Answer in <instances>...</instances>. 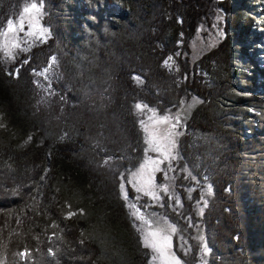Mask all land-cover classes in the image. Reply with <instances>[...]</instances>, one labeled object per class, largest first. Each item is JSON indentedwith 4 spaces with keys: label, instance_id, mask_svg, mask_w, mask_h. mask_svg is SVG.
I'll return each instance as SVG.
<instances>
[{
    "label": "trees",
    "instance_id": "trees-1",
    "mask_svg": "<svg viewBox=\"0 0 264 264\" xmlns=\"http://www.w3.org/2000/svg\"><path fill=\"white\" fill-rule=\"evenodd\" d=\"M11 2L0 17L1 26L16 19L25 4ZM36 2L45 4L47 37L11 57L0 48V264H124L128 259L116 181L107 178L97 191L91 187L99 176L83 157L91 143L90 128L80 127L66 139L55 128L45 131L31 111L28 85L21 83L31 65L42 67L61 51L68 57L59 65L61 85L78 89L81 101L90 102L108 89L115 100L140 101L176 123L172 156L156 176L161 196L151 208L179 225V255L201 264H258L264 239L254 225L251 233L243 224L251 223L250 212L257 220L253 224L264 227V190L253 195V208L241 205L251 204L246 194L252 183L264 184V123L261 131L257 119L248 125V110H258L256 96L261 95L242 85L235 69L237 52L253 64V58H246L248 30H243L241 11L248 0ZM168 13L172 16L166 19ZM181 32L183 44L178 46ZM198 33L208 45L195 57L190 42ZM168 54L179 62L180 80L172 88L168 81L154 88V74L144 63L158 65ZM202 61L213 66L214 79L208 81L200 71ZM252 70L262 71L264 65ZM239 87L249 93L243 95ZM245 128L253 130L252 138H245ZM74 194L84 212L66 217L67 198ZM95 195L106 206L89 213ZM194 229H205L207 246L194 239Z\"/></svg>",
    "mask_w": 264,
    "mask_h": 264
},
{
    "label": "rangeland",
    "instance_id": "rangeland-1",
    "mask_svg": "<svg viewBox=\"0 0 264 264\" xmlns=\"http://www.w3.org/2000/svg\"><path fill=\"white\" fill-rule=\"evenodd\" d=\"M11 1L0 0V17L6 14ZM15 1L11 2V5ZM24 3L16 19H10L5 26L0 25V48L6 56L11 57L20 47L31 41L44 40L48 35L47 28L42 24L45 4L36 2V0H24ZM238 7L240 6L237 5L235 8ZM241 11L246 18L243 30H248V37L244 43V48L248 50L246 58H253V64L250 65L237 52L235 53V69L242 85L255 87L258 95H261L256 96L259 112L258 110L253 112V106H250L248 110V113L252 115V117L249 116L248 125L252 127L257 122V129L261 131L264 123V70L257 72L252 69L264 65V0H248L246 10ZM171 16V13L166 14V19ZM183 36L181 32V38L177 40L176 45L183 44ZM207 45V41H204L199 33L190 42L195 57H199L198 53L203 52ZM61 52L53 53L42 67L31 65L30 72L28 69L22 73L21 83L28 85L30 98L33 101L31 111L36 118L42 121L45 131L47 129L48 132L49 129L55 128L56 131H60V138L66 139L74 137L70 134L75 135L74 132L77 129L80 131V127L90 128L91 143L83 157L99 176L92 181L93 189L95 188L96 191L99 188L102 189L104 187L102 182L105 183L107 178L116 181L115 194L122 207L118 212L124 214L127 229L125 238L129 244V251L125 247L128 259L124 261V264H201L193 263L192 257H189L187 261L179 255L176 248V239L182 234L179 225L172 222L166 215H159V211L155 208H153L155 210L151 208L162 192V187L157 192L158 170L162 163L171 158L174 149L176 123L173 118L160 115L157 111H149L141 105L140 101L115 100L108 89L94 96L90 102L81 101L78 89L74 91L69 86L61 85L59 65L62 60L68 58L65 52ZM202 62L200 71L205 74L208 81L214 79L215 74L210 71L213 66ZM144 66L149 73L154 74L151 80L154 88L164 85L167 81L172 88L180 80L179 62L172 54H168L158 65L148 61L144 63ZM201 66L205 68V72ZM237 90L243 95L249 93L240 87ZM87 100L89 101V97ZM253 114L258 116L254 119ZM3 121L0 113V127H3ZM243 131L247 138L251 136L253 130L249 132L248 128H245ZM258 143L259 141L256 144ZM129 186L132 187V194L128 189ZM263 186L262 180L256 182L255 186L252 183L251 190H248L246 194V197L251 199L252 206L243 203L241 207L253 208V195L256 197L257 191L262 192ZM253 188H255V193ZM128 195L133 198L132 201H129ZM95 197L97 201L94 197L90 198L92 203L89 208L93 211L90 210L89 213H99L106 206L104 199H99V195ZM79 198L77 199L75 194L67 198L66 217L84 212L82 200ZM68 200L71 201L69 204ZM76 200L78 202H75ZM248 214L251 217V223L244 222V231L253 233L254 225L257 234L264 239V227L253 224V222L257 223V220L252 213L248 212ZM139 215L146 216V221L142 220V216L140 219ZM204 230L194 229L191 232L194 239L203 247L207 244L202 240L208 239ZM197 232L199 234L195 237ZM195 245L194 243L191 249L196 251ZM259 250L260 248L256 250V254ZM251 251L253 253V246ZM214 252L218 254V250ZM260 253L262 256L258 258V264H264V251L261 250ZM206 264H211L210 260Z\"/></svg>",
    "mask_w": 264,
    "mask_h": 264
}]
</instances>
